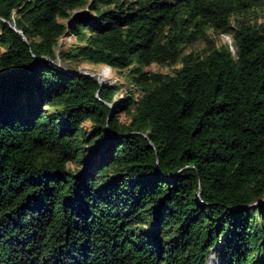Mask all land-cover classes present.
I'll list each match as a JSON object with an SVG mask.
<instances>
[{
  "label": "trees",
  "instance_id": "trees-1",
  "mask_svg": "<svg viewBox=\"0 0 264 264\" xmlns=\"http://www.w3.org/2000/svg\"><path fill=\"white\" fill-rule=\"evenodd\" d=\"M263 17L0 0V264H264ZM82 64L130 68L133 89L114 101Z\"/></svg>",
  "mask_w": 264,
  "mask_h": 264
},
{
  "label": "rangeland",
  "instance_id": "rangeland-1",
  "mask_svg": "<svg viewBox=\"0 0 264 264\" xmlns=\"http://www.w3.org/2000/svg\"><path fill=\"white\" fill-rule=\"evenodd\" d=\"M260 20H264V17L260 18ZM217 39L219 44H230L232 42L231 37L226 35H220L219 37H217ZM73 42L74 40L71 37H65L62 41V43H65L66 45L73 44ZM202 47L203 45L201 44L196 46L195 49H199ZM79 70L82 72L94 74L98 83L104 88L110 89V86H114V89L116 91V93L115 91H113L114 101H117L120 98L124 97L129 90L133 89V84L131 81L132 73L130 68L122 71H117L103 65L82 64L79 67ZM143 70L147 74L155 72L162 74H172V68L161 67L157 65H151L149 67L144 68ZM136 97H140V94L136 93ZM120 119L121 121L126 122V117L124 115H121ZM85 126L88 127V124H86Z\"/></svg>",
  "mask_w": 264,
  "mask_h": 264
},
{
  "label": "water",
  "instance_id": "water-1",
  "mask_svg": "<svg viewBox=\"0 0 264 264\" xmlns=\"http://www.w3.org/2000/svg\"><path fill=\"white\" fill-rule=\"evenodd\" d=\"M85 75H89V76H91V77H96L94 74H92V73H88V72H83Z\"/></svg>",
  "mask_w": 264,
  "mask_h": 264
},
{
  "label": "bare ground",
  "instance_id": "bare-ground-1",
  "mask_svg": "<svg viewBox=\"0 0 264 264\" xmlns=\"http://www.w3.org/2000/svg\"><path fill=\"white\" fill-rule=\"evenodd\" d=\"M210 259H212V260H210L211 262L209 261L208 264H214V257H213V255H212V257Z\"/></svg>",
  "mask_w": 264,
  "mask_h": 264
},
{
  "label": "crops",
  "instance_id": "crops-1",
  "mask_svg": "<svg viewBox=\"0 0 264 264\" xmlns=\"http://www.w3.org/2000/svg\"><path fill=\"white\" fill-rule=\"evenodd\" d=\"M212 257V256H211ZM213 257H214V255H213Z\"/></svg>",
  "mask_w": 264,
  "mask_h": 264
}]
</instances>
